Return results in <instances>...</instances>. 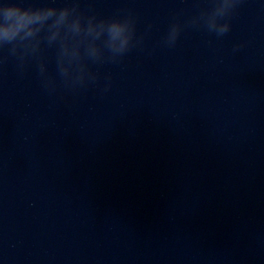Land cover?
<instances>
[{"label": "clouds", "instance_id": "1", "mask_svg": "<svg viewBox=\"0 0 264 264\" xmlns=\"http://www.w3.org/2000/svg\"><path fill=\"white\" fill-rule=\"evenodd\" d=\"M236 3L237 0L232 5L233 8ZM216 4L217 0L213 8ZM208 12L210 11L202 12L190 23H201L198 18ZM202 23L209 31H215L219 35L229 30L228 23L218 29L211 20ZM180 31L181 24L173 23L165 43L175 45ZM138 43L135 21L131 16L98 20L95 15L81 12L77 0L64 7L25 5L18 0L0 2V48L10 46V52L19 53V58L23 61L28 56H39L44 46H55L57 72L66 87L83 85L96 79V75L89 69L88 61H114ZM39 70L46 86L54 89L55 80L47 75L42 57Z\"/></svg>", "mask_w": 264, "mask_h": 264}]
</instances>
